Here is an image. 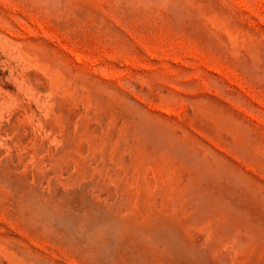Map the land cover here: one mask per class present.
Here are the masks:
<instances>
[{
  "label": "rangeland",
  "instance_id": "1",
  "mask_svg": "<svg viewBox=\"0 0 264 264\" xmlns=\"http://www.w3.org/2000/svg\"><path fill=\"white\" fill-rule=\"evenodd\" d=\"M0 264H264V0H0Z\"/></svg>",
  "mask_w": 264,
  "mask_h": 264
}]
</instances>
